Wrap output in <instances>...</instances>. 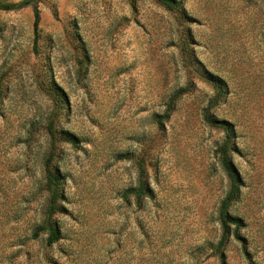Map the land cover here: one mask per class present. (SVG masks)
<instances>
[{
    "label": "rangeland",
    "instance_id": "374dc122",
    "mask_svg": "<svg viewBox=\"0 0 264 264\" xmlns=\"http://www.w3.org/2000/svg\"><path fill=\"white\" fill-rule=\"evenodd\" d=\"M1 1L0 264H264V0Z\"/></svg>",
    "mask_w": 264,
    "mask_h": 264
},
{
    "label": "trees",
    "instance_id": "16d2710c",
    "mask_svg": "<svg viewBox=\"0 0 264 264\" xmlns=\"http://www.w3.org/2000/svg\"><path fill=\"white\" fill-rule=\"evenodd\" d=\"M163 5H165L168 8H173L175 5L174 0H160ZM13 9V5L6 4L4 1L0 0V10L9 11ZM39 26H40V14L38 11L35 12V21H34V33H35V48L37 44V40L39 38ZM213 82L215 86L219 89V97H221L224 94V88L222 86V80L219 78H215L212 76ZM2 98V91H0V101ZM209 111H205L204 113V120L211 126L217 127L222 129L225 132L226 138L225 143L222 146L220 150V161L225 169L226 173L230 176L233 182V188L232 191L228 194L226 199L223 201L221 207H220V220L222 223L224 235L223 239L220 242V249L225 245L226 238L230 232V227L232 225H235L237 228L241 227L243 222L240 218H237L233 216L229 212L230 207L232 203L236 200L239 193V178L237 175V172L233 166L231 155H230V149H231V142L235 135V130L233 124H231L227 120H221L219 118L213 117L208 114ZM52 135H54L53 131L51 132ZM68 142L74 144L75 138H68ZM46 180H47V189L49 192V205L47 210V216L45 218V222L41 228L36 230L35 234L33 235L34 239H38L40 236V233L42 231H47L49 233L48 239H47V246L52 247L54 246L60 239H61V233L58 229L56 223L53 222V216L58 212L60 209L59 202L64 198V194L62 193L61 187L64 183V176L63 173L59 169H52L51 168V161L48 159L46 163ZM151 191L149 190L148 186L145 182H142L139 186V188L130 190L127 193V197L129 195L134 194L136 198L140 201L144 195H149Z\"/></svg>",
    "mask_w": 264,
    "mask_h": 264
}]
</instances>
